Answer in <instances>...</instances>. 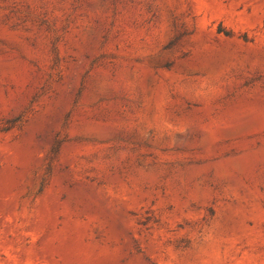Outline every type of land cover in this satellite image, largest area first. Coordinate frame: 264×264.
I'll return each instance as SVG.
<instances>
[{"label":"rangeland","instance_id":"obj_1","mask_svg":"<svg viewBox=\"0 0 264 264\" xmlns=\"http://www.w3.org/2000/svg\"><path fill=\"white\" fill-rule=\"evenodd\" d=\"M0 264H264V0H0Z\"/></svg>","mask_w":264,"mask_h":264}]
</instances>
